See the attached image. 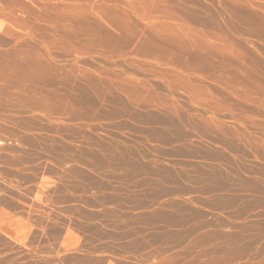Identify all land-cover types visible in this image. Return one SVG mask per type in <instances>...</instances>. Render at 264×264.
Masks as SVG:
<instances>
[{
    "label": "rangeland",
    "instance_id": "1",
    "mask_svg": "<svg viewBox=\"0 0 264 264\" xmlns=\"http://www.w3.org/2000/svg\"><path fill=\"white\" fill-rule=\"evenodd\" d=\"M140 1L0 0V264H264V0Z\"/></svg>",
    "mask_w": 264,
    "mask_h": 264
},
{
    "label": "bare ground",
    "instance_id": "2",
    "mask_svg": "<svg viewBox=\"0 0 264 264\" xmlns=\"http://www.w3.org/2000/svg\"><path fill=\"white\" fill-rule=\"evenodd\" d=\"M250 1H251V0H250ZM142 2H144V1L142 0ZM228 2H229V1H228ZM246 2H248V1L246 0ZM262 2H263V1H262ZM262 2H261V3H262ZM139 3H141L140 0H139ZM145 3H146V1H145ZM226 3H227V2H226ZM230 4H231V3H230ZM147 5H148V4H147ZM222 5H223V4H222ZM240 5H241V4H240ZM223 6H224V5H223ZM234 6H235V5H234ZM259 6L262 8L261 4H260ZM145 7H146V6H145ZM145 7H144V9H145ZM147 7H148V6H147ZM147 7H146V8H147ZM227 7H228V6H227ZM241 7H242V6H241ZM250 7H251V6H250ZM260 7H259V8H260ZM153 8H154V7H153ZM239 8H240V7H239ZM135 9H136V8H135ZM248 9H249V8H248ZM121 10H122V9H121ZM123 10H124V9H123ZM137 10H138V8L136 9V11H137ZM139 10H140V12L144 13V15L142 14V16H145V15L147 14V13L143 12V7H142V9L139 8ZM139 10H138V11H139ZM146 10L149 11L148 8H147ZM136 11L133 10V12H136ZM148 11H146V12H148ZM174 11H175V10H174ZM228 11H229V10H228ZM248 11H249V10H248ZM150 12H151V11H149V13H150ZM191 12H192V11H191ZM259 12H260V11H259ZM137 13L139 14V12H137ZM231 13H232V10H231ZM80 14H81V12H80ZM140 14H141V13H140ZM152 14H153V13H150V14H148V16H149V15H152ZM186 14H187V13H186ZM263 14H264V13H263ZM195 15H196V14H195ZM249 15H250V14H249ZM140 16H141V15H140ZM230 16H231V15H230ZM235 16H236V15H235ZM126 17H127V16H126ZM126 17H125V18H126ZM155 17H156V16H155ZM236 17H237V16H236ZM239 17H240V16H239ZM252 17H254V16H252ZM252 17H251V19H252ZM149 18H151V16H149ZM233 18H234V17H233ZM240 18H241V17H240ZM244 18H245V17H244ZM230 19L232 20V18H230ZM202 20H203V19H202ZM262 21H263V20H262ZM121 22H122V21H121ZM234 22H235V20H234ZM246 22H247V21H246ZM226 23H227V22H226ZM229 23H230V22H229ZM229 23H228V24H229ZM244 23H245V22H244ZM244 23H243V24H244ZM261 23H263V22H261ZM181 24H182V23H181ZM181 24H180V25H181ZM232 24H233V23H232ZM236 24H237V23H236ZM255 24H256V23H255ZM117 25H118V24H117ZM197 26H198V25H197ZM258 26H259V24H258ZM258 26H257V27H258ZM56 27H57V26H56ZM123 27H124V26H123ZM123 27H122V28H123ZM162 27H163V26H162ZM179 27H181V26H179ZM182 27H184V26H182ZM185 27H187V26H185ZM229 27H230V26H229ZM251 27H253V26H251ZM54 28H55V27H54ZM117 28H118V27H117ZM122 28H121V30H122ZM151 28H152V27H151ZM155 28H157V26H156ZM233 28H234V27H233ZM124 29H125V28H124ZM124 29H123V30H124ZM172 29H174V28H172ZM181 29H183V28H181ZM188 29H189V28H188ZM154 30H155V29H154ZM176 30H178V29H176ZM190 30H191V28H190ZM190 30H189V31H190ZM251 30H252V29H251ZM112 31H113V30H112ZM151 31H152V30H151ZM178 31H180V30H178ZM182 31L185 32L186 30H182ZM189 31H186V32H189ZM195 31H196V30H195ZM195 31L193 30V33H195ZM249 31H250V30H249ZM153 32H155V31H153ZM115 33H116V32H115ZM121 33H122V31H121ZM121 33H120V34H121ZM157 33H158V32H157ZM176 33H177V32H176ZM196 33L198 34L197 31H196ZM205 33H206V32H205ZM144 34H145V33H144ZM144 34H143V35H144ZM191 34H192V32H191ZM200 34H201V33H200ZM200 34H199V35H200ZM114 35H116V34H114ZM192 35H193V34H192ZM195 35H196V34H195ZM199 35L197 36L198 38H199ZM203 35H204V34H203ZM203 35H202V36H203ZM53 36H54V35H53ZM53 36H52V38H53ZM119 36H121V35H119ZM158 36H159V35H158ZM186 36H187V35H186ZM190 36H191V35H190ZM204 36H205V35H204ZM54 37H56V36H54ZM139 37H140V36H139ZM143 37H145V36H143ZM148 37H149V36H148ZM150 37H152V36H150ZM150 37H149V38H150ZM184 37H185V36H184ZM197 37H195V38H197ZM209 37H210V36L208 35V38H209ZM49 38H50V37H49ZM110 38H111V37H110ZM116 38H117V35H116ZM145 38H146V37H145ZM169 38H170V37H169ZM187 38L190 39L189 36H187L185 39H187ZM198 38H197V39H198ZM206 38H207V37H206ZM222 38H223V37H222ZM141 39H142V38H141ZM141 39H140V40H141ZM154 39H155V38H154ZM159 39H161V38H159ZM172 39H173V38H172ZM191 39L195 40V39L193 38V36H191ZM53 40H54V39H53ZM145 40H146V39H145ZM151 40H152V39H151ZM168 40H169V39H168ZM170 40H171V39H170ZM193 40L190 41L192 45L195 44V42L192 43ZM43 41H47V40H43ZM50 41H52L51 38H50ZM58 41H59V40H58ZM141 41H142V40H141ZM163 41H164V40H163ZM188 41H189V40H188ZM188 41H187V43H188ZM56 42H57V41H56ZM172 42H173V41H172ZM47 43H48V42H47ZM50 43H51V42H50ZM137 43H138V42H137ZM139 43H140V41H139ZM175 43H178V42L175 41ZM184 43H185V42H184ZM187 43H186V44H187ZM141 44H142V43H141ZM141 44H140V45H141ZM168 44H169V43H168ZM142 45H143V44H142ZM192 45H190V46L187 45V46H189L190 48H191V47H194V46H192ZM196 45H198L197 42H196ZM196 45H195V49L198 48V47L196 48ZM179 46H180V45H179ZM200 46H201V45H200ZM203 46H204V45H203ZM231 46H232V45H231ZM47 47H48V45H47ZM174 47H175V46H174ZM205 47H207V46H205ZM45 48H46V47H45ZM48 48H50V47H48ZM182 48H183V47H182ZM182 48H181V49H182ZM187 48H188V47H187ZM207 48H208V47H207ZM231 48H232V47H231ZM136 49H137V48H136ZM140 49H141V47H140ZM167 49H168V48H167ZM181 49H180V50H181ZM200 49H202V48L200 47ZM200 49H198V50L200 51ZM208 49H209V48H208ZM43 50H44V49H43ZM43 50H42V51H43ZM138 50H139V49H138ZM187 50H190V49H187ZM192 50H193V49H192ZM206 50H207V49H206ZM140 51H141V50H140ZM182 51H183V50H182ZM237 51H238V50H237ZM138 52H139V51H138ZM158 52H159V51H158ZM161 52H162V51H161ZM190 52H192V51H190ZM194 52H195V51H194ZM203 52H205V50H204ZM208 52H209V51H207V53H208ZM155 53H156V52H155ZM209 53H210V52H209ZM47 54H48V53H47ZM204 54H205V53H204ZM162 55H163V54H162ZM40 56H41V55H40ZM24 57H25V56H24ZM47 57H48V56H47ZM166 57H167V56H166ZM159 59H161V58H159ZM165 59H166V58H165ZM39 60H40V59H39ZM27 61H29V60H27ZM168 61H169V59H168ZM35 62H36V61H35ZM35 62H34V63H35ZM37 62H38V61H37ZM37 62H36V63H37ZM39 62H40V61H39ZM160 62H161V61H160ZM40 63H41V62H40ZM40 63H39V64L37 63V64H36V67H38L37 65H40ZM166 63H167V62H166ZM170 63H171V62H170ZM170 63H169V65H170ZM171 64H172V63H171ZM173 64H174V63H173ZM177 64H178V63H177ZM32 65H33V64H32ZM245 65H246V64H245ZM186 67H187V66H186ZM245 67H246V66H245ZM181 69H183V68H181ZM181 72H183V71H181ZM182 75H183V74H182ZM183 76H186V75L184 74ZM185 83H186V82H185ZM171 89H172V88H171ZM190 90H192V89L190 88Z\"/></svg>",
    "mask_w": 264,
    "mask_h": 264
}]
</instances>
